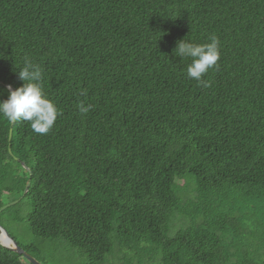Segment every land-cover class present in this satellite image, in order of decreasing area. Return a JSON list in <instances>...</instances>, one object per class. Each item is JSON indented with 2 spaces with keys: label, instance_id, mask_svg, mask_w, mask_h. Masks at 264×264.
Returning <instances> with one entry per match:
<instances>
[{
  "label": "trees",
  "instance_id": "1",
  "mask_svg": "<svg viewBox=\"0 0 264 264\" xmlns=\"http://www.w3.org/2000/svg\"><path fill=\"white\" fill-rule=\"evenodd\" d=\"M212 35L203 87L174 50ZM25 60L60 114L0 118V216L79 264H264V0H0V100Z\"/></svg>",
  "mask_w": 264,
  "mask_h": 264
},
{
  "label": "clouds",
  "instance_id": "2",
  "mask_svg": "<svg viewBox=\"0 0 264 264\" xmlns=\"http://www.w3.org/2000/svg\"><path fill=\"white\" fill-rule=\"evenodd\" d=\"M210 42L195 44L182 40L178 42L174 53L180 58H190L191 63L187 66L186 74L203 87H209L203 77L210 69L218 67L220 59V41L212 35ZM18 78L23 81V86L15 90L9 88L8 98L0 100V118L10 123L26 121L31 129L40 135L47 134L54 126L60 114L55 104L48 99L41 86L43 77L39 65L25 60L23 67L17 72ZM3 93H0L2 95ZM81 94H84L83 92ZM91 105L85 106L78 103L77 108L81 115H86L91 110Z\"/></svg>",
  "mask_w": 264,
  "mask_h": 264
},
{
  "label": "rangeland",
  "instance_id": "3",
  "mask_svg": "<svg viewBox=\"0 0 264 264\" xmlns=\"http://www.w3.org/2000/svg\"><path fill=\"white\" fill-rule=\"evenodd\" d=\"M182 189H186L183 177L178 179ZM15 209H10L0 216L2 225L10 236L21 246L31 247L42 264H79V261L71 257L66 248L59 241H50L35 238L24 220L15 217ZM37 259L36 257H34ZM25 263V262H24ZM21 264V263H20ZM27 264V263H26Z\"/></svg>",
  "mask_w": 264,
  "mask_h": 264
},
{
  "label": "water",
  "instance_id": "4",
  "mask_svg": "<svg viewBox=\"0 0 264 264\" xmlns=\"http://www.w3.org/2000/svg\"><path fill=\"white\" fill-rule=\"evenodd\" d=\"M8 88H11L12 90H15L14 87L12 86H8ZM23 166L26 168V169H29L27 167V165L25 163H23ZM30 186V181L28 182L27 184V189H26V192L25 194L27 193L28 191V188ZM18 203V200L17 201H14V202H11L9 204H6L5 206H3L1 209H0V213H2L4 210H6L7 208L15 205ZM5 233L6 236L10 239V241L12 242L13 246L12 245H5L2 240H1V236L2 234ZM0 244L5 247V248H8L12 251H15L17 252L18 254L20 255H23L31 264H42L40 263L37 259H35L31 254H29L28 252L25 251V249H23L11 236L10 234L8 233V231L2 226L0 225Z\"/></svg>",
  "mask_w": 264,
  "mask_h": 264
},
{
  "label": "bare ground",
  "instance_id": "5",
  "mask_svg": "<svg viewBox=\"0 0 264 264\" xmlns=\"http://www.w3.org/2000/svg\"><path fill=\"white\" fill-rule=\"evenodd\" d=\"M1 240H2V242H3L5 245H12V246H13L12 242H11L10 239L6 236L5 233L2 234V236H1Z\"/></svg>",
  "mask_w": 264,
  "mask_h": 264
}]
</instances>
